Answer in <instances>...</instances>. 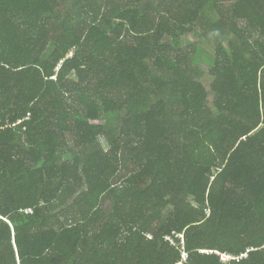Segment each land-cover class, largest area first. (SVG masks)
<instances>
[{
    "label": "trees",
    "instance_id": "trees-1",
    "mask_svg": "<svg viewBox=\"0 0 264 264\" xmlns=\"http://www.w3.org/2000/svg\"><path fill=\"white\" fill-rule=\"evenodd\" d=\"M0 264H264V0H0Z\"/></svg>",
    "mask_w": 264,
    "mask_h": 264
},
{
    "label": "built area",
    "instance_id": "built-area-1",
    "mask_svg": "<svg viewBox=\"0 0 264 264\" xmlns=\"http://www.w3.org/2000/svg\"><path fill=\"white\" fill-rule=\"evenodd\" d=\"M185 258L187 259L188 256H185ZM230 260V257H227V256H222V261L225 263V262H228Z\"/></svg>",
    "mask_w": 264,
    "mask_h": 264
},
{
    "label": "rangeland",
    "instance_id": "rangeland-1",
    "mask_svg": "<svg viewBox=\"0 0 264 264\" xmlns=\"http://www.w3.org/2000/svg\"><path fill=\"white\" fill-rule=\"evenodd\" d=\"M206 86H207V88H208L209 90H211V82H210V80H207V81H206ZM116 122H117V121H115L114 124H115Z\"/></svg>",
    "mask_w": 264,
    "mask_h": 264
}]
</instances>
